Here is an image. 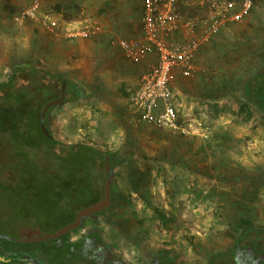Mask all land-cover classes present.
Returning <instances> with one entry per match:
<instances>
[{"label":"rangeland","instance_id":"obj_1","mask_svg":"<svg viewBox=\"0 0 264 264\" xmlns=\"http://www.w3.org/2000/svg\"><path fill=\"white\" fill-rule=\"evenodd\" d=\"M176 1L190 17L206 14L211 2ZM31 2L0 0V84L10 82L16 67L35 72L20 95L0 91V236L14 241L7 245L41 250L61 264L60 254L46 250L66 238L17 240L57 234L104 198V166L96 170L92 157L52 145L40 129L45 106L63 93L62 75L83 94L74 100L66 86L67 101L49 113L54 139L115 154L116 164L120 159L112 206L85 218L69 238L98 232L105 254L132 263L165 252L177 264H235L227 255L237 238L245 233L251 240L255 233L246 229H264V115L245 96L260 74L255 81L264 100V0L208 42L191 76L174 75L181 118L199 122L190 135L141 120L131 101L142 62L125 60L109 44L112 36L139 39L143 0H41V13L60 24L101 21L103 35L77 40L23 18Z\"/></svg>","mask_w":264,"mask_h":264},{"label":"built area","instance_id":"obj_2","mask_svg":"<svg viewBox=\"0 0 264 264\" xmlns=\"http://www.w3.org/2000/svg\"><path fill=\"white\" fill-rule=\"evenodd\" d=\"M256 0H211L206 14L190 17L180 11L176 0H144L142 32L139 39L112 37L110 46L123 57L140 63L155 55L157 61L143 74L133 94L131 106L141 120L183 135L195 134L198 119H182L172 96L176 73L189 77L195 70L201 46L217 36L225 26L247 17ZM41 0H32L22 17L42 24L68 40L95 39L104 33L101 21L87 18L60 24L42 14Z\"/></svg>","mask_w":264,"mask_h":264},{"label":"trees","instance_id":"obj_3","mask_svg":"<svg viewBox=\"0 0 264 264\" xmlns=\"http://www.w3.org/2000/svg\"><path fill=\"white\" fill-rule=\"evenodd\" d=\"M142 11H144V0H143ZM142 16H143V13H142ZM68 19H69L68 21H71V18L68 17ZM33 73L35 74L34 71L28 70L26 67L14 68L10 82L7 84H0V91L4 92L5 94L8 93L9 95L12 93H15L16 95H20V93L25 91L27 86L29 85V82L27 79L28 75L33 74ZM36 73H38L39 75L44 74L42 71L41 72L38 71ZM44 76L50 77L49 79L52 81H55V79H57L55 76L50 75L49 72H46V74H44ZM259 76H261V75L260 74L256 75L249 81V84L247 86V92L248 93L245 96L247 99H249V101L253 105H255L261 112L263 111V113H264V108H262V100H259V99H262L261 98L262 91L260 88L261 85H259L255 81ZM19 77H20V79H19ZM59 79L61 81V85L63 86V84L66 83V86H69L71 88L72 92L79 90L78 95L73 96L74 100L78 99L80 96H82L83 91L80 88L78 89V87L76 86L75 83H73L72 81H68L67 77L65 78L64 76L61 75V76H59ZM27 82H28V84H27ZM36 87H37V85H36ZM42 88H43V86H42ZM44 88H45V86H44ZM47 88H48V86H47ZM8 94L6 95V97L9 96ZM257 97H260V98H257ZM52 109H50V111ZM50 111H49V113H50ZM49 113H48V117L46 120V125L48 128H49V125H48ZM38 122H39V119H38ZM40 122H41V120H40ZM49 130H50V128H49ZM50 132H51V130H50ZM42 133H43V131H42ZM51 134H52V132H51ZM43 135L48 142H50L52 145L58 147L59 149L65 150L67 152H74L77 155H80L81 153H83V155H80L78 157L86 156V155L89 157H92L94 160L93 162H95V163H93V165L95 164L96 170H97V167L99 169V167L104 166L103 173H104L106 179L108 177V175L105 173L106 156L110 155V157H111L112 172L114 171L115 167L120 164V159L117 161V164H116L115 154L103 153L102 151H99V150H97L91 146H84V145L71 148L70 146H66L62 142H59L55 139L52 140V139L47 138L44 133H43ZM83 159H85V158H83ZM109 209H107V210H109ZM107 210L103 211L102 213L106 212ZM246 231L251 233L250 235H253V236L255 233L254 237L256 238V240H255V238H252L251 240L246 241L244 239L245 233H243L239 236V238H237L236 250H244V249H247L248 247L252 246L253 249L256 251V250L260 249L261 243H263L262 249H264V242H262V233H259L258 231H252V230L249 231L248 229H246ZM63 237L66 238V240L64 241L65 243H63L62 245H59V246L54 245L52 248L49 247V248H47L46 251L47 252L52 251L53 254H55V255L60 254V256L61 255L65 256L68 254L77 255V253L83 252L84 244L82 242L81 243L71 242L69 239V234H67ZM12 243H14V241L0 236V264H35L33 261L32 262H28V261L25 262L24 260H22V257H24V256H35V255H37L36 250H34V251L29 250V249L23 250L22 248L19 249V247L13 248V247L8 246L9 244H12ZM18 243L22 244V245L31 244V243H24V242H18ZM65 246L67 247V249L64 248ZM64 249L67 251H64ZM262 249H260V251ZM38 252L40 253L42 251L39 250ZM213 262H214V259H212L209 264H211ZM49 264H51V263H49Z\"/></svg>","mask_w":264,"mask_h":264},{"label":"flooded vegetation","instance_id":"obj_4","mask_svg":"<svg viewBox=\"0 0 264 264\" xmlns=\"http://www.w3.org/2000/svg\"><path fill=\"white\" fill-rule=\"evenodd\" d=\"M68 81H70V79H68ZM73 83L76 84L78 89L80 88V85L77 82L73 81ZM78 92L79 90L72 92L73 96L78 95ZM62 96H65V91L62 93L61 97ZM64 99L65 101H67L66 97ZM263 102L264 100L262 97V103ZM262 115H264L263 111ZM99 214H102V212L91 217H96ZM70 241L74 243L82 242L84 244L83 252L77 253V255H61V264H177L175 258L165 252L150 259L141 258V263H132L130 261L128 262L122 260L121 258H118L116 256L107 255L105 254V251L107 249L104 248L105 240L98 232L91 231L90 233L86 234V236L81 240L72 241L70 239ZM262 242H264V229L262 230ZM236 246L237 245H235V247L233 248L231 252L232 254L227 255V257L234 261L235 264H238L239 262H242L243 264H264V249H262L263 243H261L260 247V249L262 250L260 251L259 249L257 252L253 249L252 246L244 250H236ZM44 254V252H38L35 256H24L22 257V260H24L25 262L33 261L35 264H49L50 260H46L45 257L48 256Z\"/></svg>","mask_w":264,"mask_h":264},{"label":"water","instance_id":"obj_5","mask_svg":"<svg viewBox=\"0 0 264 264\" xmlns=\"http://www.w3.org/2000/svg\"><path fill=\"white\" fill-rule=\"evenodd\" d=\"M261 73H263V71H261ZM65 88H66V83L63 84V92H64ZM64 98H65V96H62L61 98H58V99H55V100L49 102L45 106L43 113H42V116H41L40 128L43 131V133L45 134V136L49 139H52V140H54V137L52 136L49 128L46 125V120H47L48 113H49L50 109H52L56 106H60V105L65 103ZM105 173L108 175V177H107L106 183H105V192H104L103 200H101L100 202H98L94 206L80 212L76 218L75 223L69 225L65 229L61 230L60 232H58L57 234H54L52 236H46V237L34 238V239H20L17 241L18 242H24V243H38V242L47 241V240L59 239V238L65 236L67 234H70L72 231L78 229L82 225V222L85 218L94 216L98 213H101V212L109 209L112 206V182H113V177H114V174L112 172V164H111L110 155L106 156Z\"/></svg>","mask_w":264,"mask_h":264},{"label":"crops","instance_id":"obj_6","mask_svg":"<svg viewBox=\"0 0 264 264\" xmlns=\"http://www.w3.org/2000/svg\"><path fill=\"white\" fill-rule=\"evenodd\" d=\"M104 33H105V31H104ZM101 35H103V34H101ZM219 36V35H218ZM218 36H215V37H218ZM112 37H118V36H112ZM111 37V38H112ZM141 37V36H140ZM139 37V38H140ZM214 37V38H215ZM110 38V39H111ZM120 38H122V37H120ZM212 40V39H211ZM210 40V41H211ZM109 42H110V40H109ZM209 42V41H208ZM208 42H206V43H204L202 46H201V48H200V51H199V53H198V55H197V58H198V56L204 51V49L206 48V45L208 44ZM110 44V43H109ZM124 58V57H123ZM197 58H196V60H197ZM125 59V58H124ZM126 60V59H125ZM128 61V60H127ZM156 61H157V57L155 56V55H150V56H147V58L145 59V60H143L142 61V63H141V65H142V69H143V74L149 69V67L151 66V65H153V64H155L156 63ZM196 64V63H195ZM195 68H196V65H195ZM261 73V72H260ZM262 74V73H261Z\"/></svg>","mask_w":264,"mask_h":264}]
</instances>
